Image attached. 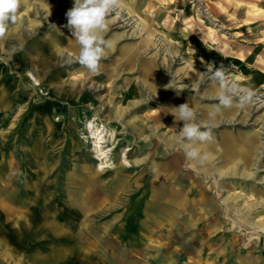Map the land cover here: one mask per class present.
Returning a JSON list of instances; mask_svg holds the SVG:
<instances>
[{"label": "rangeland", "instance_id": "374dc122", "mask_svg": "<svg viewBox=\"0 0 264 264\" xmlns=\"http://www.w3.org/2000/svg\"><path fill=\"white\" fill-rule=\"evenodd\" d=\"M73 3L22 0L17 22L6 33L10 38H0V264H264V229L231 217L223 180L194 168L179 143L183 126H168V110L162 108L167 95L196 104L194 122L201 130L211 127L218 147L223 136L232 139L237 152L250 153L254 170L255 150L264 145V0H122L119 15L108 18L103 35L113 39V47L106 49L98 73L75 59L79 49L66 26ZM47 37L64 51L51 58L43 50L42 63L36 48ZM146 38L149 48L142 50ZM125 45L133 51L140 46L139 58L154 56L162 75L180 79L129 95L136 70L111 75ZM25 54L34 58L23 69ZM208 64L213 70L223 65L238 85L256 81L253 102L243 108L234 103L211 118L218 100L208 94L219 85L202 74ZM27 70L40 73L35 87L22 78ZM190 71L201 74L194 90L185 79ZM57 78L67 88L64 94ZM152 92L158 93L151 97ZM135 100L140 104L132 105ZM117 110L122 119L112 117ZM136 117L141 134L131 127ZM90 122L103 129L106 158L98 156ZM248 136L252 146L242 144ZM216 153L219 161L221 152ZM258 165L247 181L224 179L234 183L229 192L238 195L235 208L251 205L264 188V152ZM10 199L17 215L30 217L29 233L17 242L7 235L17 210L1 208ZM259 209L249 213L253 224L264 219ZM72 246L81 250L77 256L67 252Z\"/></svg>", "mask_w": 264, "mask_h": 264}, {"label": "bare ground", "instance_id": "6f19581e", "mask_svg": "<svg viewBox=\"0 0 264 264\" xmlns=\"http://www.w3.org/2000/svg\"><path fill=\"white\" fill-rule=\"evenodd\" d=\"M4 38L8 39V38H10V36L7 34V35L4 36ZM109 41L111 42V48H112L113 47V39H110ZM142 43H143V45L141 46L142 50L143 49L146 50V49L149 48V43L150 42H149V40L147 38L144 39V41H142ZM42 45L44 46L43 48H41V46L36 48L38 50V53H37L38 60L41 61L42 63L43 62L46 63V59L43 58L44 56L43 57L40 56V53L43 52V50L44 51H51L47 55V56H50L51 58L53 56H56L57 54L62 53L64 51L63 47L60 46L59 43L53 42L49 37H47L46 39H43ZM72 46H75L76 49H79L78 43L73 44ZM121 51H122V57L117 58L116 62L119 63V60L121 58H123V59H122V61H120L119 66L111 72V75L113 73H115V72L117 73L118 71H126V73L128 72V74H132L134 72H130V71L131 70L132 71L136 70V72L138 74L136 75L134 80L133 79L131 80L132 83H131V86H129V91H128L129 95H131L133 93H136V95H139L140 93H144L146 90H147V92L148 91L149 92L157 91L158 89L169 87V84H172L176 79H180V76L176 77V74L168 73V74L162 75V70L161 69L159 70V68H158L159 64H157L155 62L154 56L151 57V58L147 57V58H144V59L139 58L140 57V53H141L140 52V46H136L135 51H133V47L132 46L125 45L124 47L121 48ZM129 52H130V54H129ZM15 58H16L15 56L11 57V61H13L11 63L12 65L17 63V61H16L17 59H15ZM33 58L34 57L31 56V55L25 54L22 57V61L19 64L22 65L23 69L24 68H29L31 66L28 64V61H31ZM45 58H46V56H45ZM53 58H55V57H53ZM192 63L194 65H197L196 64L197 62H192ZM26 72H28L27 75H28L29 78L26 77V75L23 74V73H22V76L23 75L24 76L22 78H24V80H26L27 84L34 85V87H35L38 84V79H39L37 77V75H40V73L37 71V75L35 76L34 73H31L28 70ZM58 76H59V74H58ZM185 77H186L185 79H188L191 83H194V84H192L194 86L193 87V90H194V88L196 86V80H198V79L200 80L201 74L198 73V72L194 73V72L190 71V73L187 74V76L185 75ZM166 79H168V80H166ZM57 82L61 83V85H58V88H59V90L62 91V94H64L66 92V90H67L65 84H62L64 82H61L58 78H57ZM241 83H243V85H240L241 87L246 88V89H250L252 92L255 91L256 86L258 85V84H256V81H254L252 79H243ZM138 87L140 88L139 91H138ZM183 87H185V86H183ZM74 89H75V86L73 85L72 88L70 89L72 94H74L73 93ZM107 90H114V86L113 85L107 86ZM213 91L214 92H210V94H208V96H210L211 98L212 97H214V98L217 97V93H218L219 90L215 89ZM157 93L158 92H152L151 97H155V95ZM146 95H148V94H146ZM157 103H159V102H157ZM185 103L186 102L183 99L178 98L175 95L164 96L162 108L165 109V110H168V113L164 116V118H166L168 121H170L168 126H178V127H179V125L183 126V122L179 121V120H176L174 115L172 114V112L174 111V108H178L181 104H185ZM138 104H140L138 100H135L132 103V105H134V106H137ZM189 106L192 107L194 110L196 108V104H193V105L189 104ZM112 117L117 120V119H122L123 116H122L121 111L117 110L116 113H115V116H112ZM138 120H139L138 117H136V119L133 118V119L130 120V123H131V127H133L134 130L137 133L141 134L143 132L142 126H140L139 124H134V122L138 121ZM209 121H206V122H209ZM218 121L209 122L210 123L209 125L217 123ZM233 121H235V120H233ZM196 122H198V120ZM200 123H205V122H200ZM89 128H90L91 134L94 136V139H95V141H94L95 145L94 146H95V148H96V150L98 152L99 158H101V159L106 158L107 154H106V151L104 150V147H103V139H104L103 137H104V135L101 133L103 129H99L98 126L96 128L93 127L91 122L89 124ZM260 129L263 131V128H260ZM170 141H172V140H170ZM166 142H168V144H169V139H167ZM219 143H220V147H218L219 145L216 144L213 140L211 142L198 144L197 147L200 148L201 153L202 154L206 153L208 158H207V160H203V161L199 160V159L194 160V163H195L194 164V168H198L199 171H201V174H203L205 176H208L210 174H214L215 177L217 178V180H220V179L223 180V181L220 182L221 189H224V188L227 189V196L224 199V203L226 204V208L228 209V213L231 215L232 218H234V220L236 222L239 223V221H240L239 219L242 218V221H241L242 223L241 224L246 225L247 228H254L257 225L258 227H262L264 229V219L262 221H260L258 224L257 223L253 224V222L249 219V216H250L249 213L251 212V209L255 210L256 208H260L259 212H257V213H260L261 210H264V188L262 190H259V191L256 192V197H255L256 199H254V201L251 202L252 203L251 205L245 206L244 209H243V207H242V209H239V208H235L234 207V205L237 204L236 200L238 198V195L236 196V195H234V194L229 192L230 189H231L229 184H231V187H232V184H234V183H230L231 181H227L228 178H238L239 180L247 181V180H249V178L254 176L255 169H258L259 166H260V165H258V159H259L260 155L263 154V152H264L263 143L259 144L260 150H258V149L255 150L254 156H255V158H257V163H253V165H255L254 170L250 169L251 167H250L249 163H250L251 159H250V153L249 152H247L246 150H243L242 153L237 152L236 147L234 146V143H233L232 139L230 140V138L228 136H226V137L223 136L220 139ZM243 143H245V144H247L249 146H252L253 141L250 139V136H248V137H245V138L242 139V144ZM259 147L257 146V148H259ZM219 150L221 152L220 155L222 156V158L219 161H216V159L219 157V155L216 152H218ZM105 160H107V159H105ZM102 165H104V164H102ZM99 167H101V166H99ZM155 169H156V166H155ZM224 179H227V180H224ZM262 180H264V178H262ZM9 201H11V203ZM9 201L3 203V207H1V208H3L4 210H7L8 213L11 214V213L14 212V210L16 211L17 209L14 207L13 200L10 199ZM20 211H21V209H19V212ZM256 211H253V213H255ZM17 214H18V210L13 215L14 216L13 218L16 221V223H14L15 226L13 225V221L11 220V222L8 225L9 228H8V232H7V235L9 234L8 237L11 238L12 240H14V242H17L18 240H21L22 232L23 233H26V232L29 233L30 226H31L30 225V217L25 219L22 216V214H20V215H17ZM237 220H239V221H237ZM52 230L56 231V229H55V227L53 225H52V228H50V231H52ZM11 248L14 250L13 247H11ZM11 248L9 249L8 254L13 259L16 260V254L11 250ZM70 248L71 249H68V251L67 250L66 251L69 252V253H72V256H77L79 251H81L80 249L78 251V247L77 246L76 247L72 246ZM16 252H17V250H16ZM83 252H84V256H85L86 253H88L87 250H83ZM54 257H55V255L51 254L49 258L54 259ZM85 260H86V258L82 259L81 261L84 262ZM14 264H20V259H17V261L14 262Z\"/></svg>", "mask_w": 264, "mask_h": 264}, {"label": "clouds", "instance_id": "9594fccd", "mask_svg": "<svg viewBox=\"0 0 264 264\" xmlns=\"http://www.w3.org/2000/svg\"><path fill=\"white\" fill-rule=\"evenodd\" d=\"M21 3L22 0H0V38L6 35L10 26L16 24ZM121 7L122 0H74L73 7L66 13V26L79 45V53L75 59L91 73L99 72L100 61L106 55V49L111 48V42L103 34L108 30V18L113 13L119 15ZM66 62L71 63V58ZM209 65L211 64L206 65L207 71L202 74L219 85L216 97L218 104L209 113L211 118H215L221 108H231L234 103L243 108L253 102L254 93L229 81L227 69L223 65L214 70ZM172 114L176 120L183 122L178 137L186 157L190 160H207V154H202L197 145L213 140L211 127L201 130L194 122L195 110L188 103L174 108Z\"/></svg>", "mask_w": 264, "mask_h": 264}, {"label": "crops", "instance_id": "0c3cea01", "mask_svg": "<svg viewBox=\"0 0 264 264\" xmlns=\"http://www.w3.org/2000/svg\"><path fill=\"white\" fill-rule=\"evenodd\" d=\"M68 91H69V89H68Z\"/></svg>", "mask_w": 264, "mask_h": 264}]
</instances>
